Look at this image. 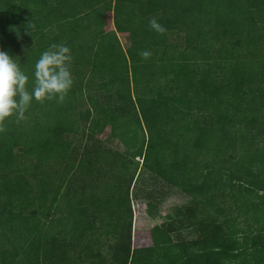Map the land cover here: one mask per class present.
<instances>
[{
  "label": "trees",
  "instance_id": "16d2710c",
  "mask_svg": "<svg viewBox=\"0 0 264 264\" xmlns=\"http://www.w3.org/2000/svg\"><path fill=\"white\" fill-rule=\"evenodd\" d=\"M102 10L114 11L115 31H105ZM153 17L167 32L141 35L137 24ZM116 31L130 33L126 50ZM53 43L73 57L65 102L33 100L25 120L13 116L0 132V264H228L258 239L237 237L243 215L255 219L264 246V0H0V49L29 76V90ZM84 88L89 138L110 126L124 152L89 141L68 159L65 134L85 137ZM57 164L53 189L42 178ZM70 174L83 186L62 194ZM159 178L192 196L188 215L155 225L153 245L132 248V198Z\"/></svg>",
  "mask_w": 264,
  "mask_h": 264
},
{
  "label": "rangeland",
  "instance_id": "374dc122",
  "mask_svg": "<svg viewBox=\"0 0 264 264\" xmlns=\"http://www.w3.org/2000/svg\"><path fill=\"white\" fill-rule=\"evenodd\" d=\"M128 9L130 10V12H135V13L139 11L137 10L138 7H136L134 4H131V5L129 4ZM124 14H127L126 9L124 11ZM102 23L104 25L102 26L105 27L106 30L114 28L113 11H109L108 13H105L102 15ZM137 27L139 28L138 31L139 33H141V35H143L144 33L145 35L154 36L153 30L150 29V26L148 24L145 27H142L141 23L139 22L137 24ZM85 33H87V31H85ZM118 35H119V39L121 40L123 46L127 48L131 42L130 33L129 32L118 33ZM176 36H177L176 33L171 34L172 39H174ZM169 38L170 36H168V39ZM110 39H111V36L108 41H110ZM133 49H134L133 50L134 52H138L137 47H133ZM74 53H75V57L78 58L79 51L74 50ZM35 54H36V51H35ZM35 54H34V57H35ZM215 54L216 52L212 54L210 61L212 63L219 64V62L216 59ZM30 55L31 57H33V53H30ZM90 56L91 55L89 54L86 59H89ZM72 67L74 68V70H77L79 72L82 70V66L79 65V62L77 61ZM149 67L153 69L151 65ZM158 76H159V73H158ZM84 96H86L85 92H84ZM90 105H91L90 102L86 98H82L80 100L79 109H78L79 113H81L79 115L80 116L79 117L80 128L84 130L85 137L82 136L83 133L81 132L79 134L67 133L64 136V138L71 143V149H70L68 159L75 158V161H76L77 157L79 156L81 157L83 154L82 146L84 145L85 142H89V141L90 143H93V141H101L104 144V146L110 150L116 149L121 152H124L126 150V145L123 143V141H121V139L115 137L112 134V127L110 126L100 125L99 127L96 128L97 131L95 132L94 136L92 138H89L91 134L90 132L91 130H89L91 127L90 108H92L90 107ZM80 149H81V152H80L81 154L78 156ZM137 160L140 161V165H141L143 158L137 157ZM55 168L56 170H51L47 177L42 178L45 180V183L51 185L53 189L56 187L58 182H60L61 180V176H62L61 170L63 167L59 168L57 164L55 165ZM102 174H98V175L95 174L97 177L95 176L94 179H98ZM112 183H113V180L109 179L107 183H104V185L106 184L107 186H111ZM235 183L236 185H238L242 182H240L238 179H235ZM243 185L246 186L248 184L243 183ZM82 186H83L82 176L79 174L76 176H74L73 174H70L69 177H67L65 181L62 182L60 191L62 194H65V193L73 194V193L78 192ZM100 188L101 187L99 185L95 187L96 193L98 192L102 193ZM124 192H125V189H124ZM150 192L152 193V196H151L152 201L153 203H155L154 207H151L149 205L150 200L148 197L149 195L148 193ZM259 193L264 194V191H260ZM240 194L242 195V193ZM251 195L253 196V194ZM191 199H192L191 195L185 193L184 191L176 187H173V185L169 184V182L167 181L164 182V179H161V178H159L158 185H155L154 187H152L151 190L149 187L142 185L141 190H140V199L132 198V208H133V224H132V230H131L132 248L147 247V246L153 245L154 242L152 238V228L155 225L171 223L175 220H178L179 218H183L187 216L188 211L186 210L185 205ZM228 199L230 200V204H234L233 199L231 197H229ZM260 210L264 211V209L262 208H260ZM249 218L250 217L243 215V216H240L238 220L236 221L237 222L236 225L239 229V233L237 234V237L239 238L241 242H243L244 237H246V235L250 233V236L252 235V236L257 237L259 239V240L257 239L259 242L257 243L256 242L257 240H255L253 237L252 238L250 237L249 239L250 240L252 239V241H254L256 245L252 242V245H250L248 249L246 250H243L242 248L235 250L234 254L232 255H236V258L234 260L227 259L228 264H239L240 262H242L243 264H264V246H263V241H262L263 239H261L260 237V230L256 226L257 224H256L255 219L253 218L249 219ZM172 237L175 241H178V239L180 240V236H178L177 232L176 233L173 232ZM189 238L197 239L200 237L198 235L196 236V235L190 234ZM174 252H176V249H174ZM233 261L235 263H233Z\"/></svg>",
  "mask_w": 264,
  "mask_h": 264
},
{
  "label": "clouds",
  "instance_id": "9594fccd",
  "mask_svg": "<svg viewBox=\"0 0 264 264\" xmlns=\"http://www.w3.org/2000/svg\"><path fill=\"white\" fill-rule=\"evenodd\" d=\"M149 26L160 35L167 32L155 17L149 20ZM31 27L35 25L31 24ZM139 55L147 60L151 52L142 50ZM72 61L71 49L67 45L51 44L35 62L33 86L29 90V76L21 69L16 58L0 49V132L6 130L5 121L13 116L17 121L25 120V113L33 100L41 104L53 100L65 102L74 84Z\"/></svg>",
  "mask_w": 264,
  "mask_h": 264
},
{
  "label": "crops",
  "instance_id": "0c3cea01",
  "mask_svg": "<svg viewBox=\"0 0 264 264\" xmlns=\"http://www.w3.org/2000/svg\"><path fill=\"white\" fill-rule=\"evenodd\" d=\"M109 11H112V10H102V12H101V24L103 25V23H102V15L103 14H105V13H108ZM103 13V14H102ZM113 24H114V28L113 29H105V27H104V29H105V31H115L116 30V27H115V23H114V11H113ZM104 26V25H103ZM117 32V35H118V33H126V32H119V31H116ZM118 38H119V35H118ZM120 40V39H119ZM120 42H121V40H120ZM121 44H122V42H121ZM122 46H123V44H122ZM123 48L126 50L127 48H125L124 46H123ZM130 66V70H131V65H129ZM86 70H88L86 67L83 69V72H82V75H81V77L83 76V77H85V79H84V81L86 82V80H87V77L89 76V72H87ZM131 74V73H130ZM131 77H132V74H131ZM97 81H96V83L95 84H97V83H99L100 81H98L99 79L97 78L96 79ZM84 92H86V88H84ZM83 98H86L87 99V96H84ZM90 107H91V105H90ZM90 110H91V112H90V114H91V116L93 115V109L92 108H90ZM81 114V113H80Z\"/></svg>",
  "mask_w": 264,
  "mask_h": 264
}]
</instances>
